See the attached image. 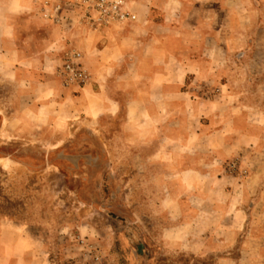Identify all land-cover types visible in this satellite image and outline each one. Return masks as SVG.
I'll use <instances>...</instances> for the list:
<instances>
[{"label": "rangeland", "instance_id": "1", "mask_svg": "<svg viewBox=\"0 0 264 264\" xmlns=\"http://www.w3.org/2000/svg\"><path fill=\"white\" fill-rule=\"evenodd\" d=\"M78 1L12 0L39 32L61 27L54 42L63 45L43 52L52 56L48 76L73 92L92 80L80 36L90 30L114 36L139 21V0H129L136 20L96 30L84 22ZM72 51L81 54L85 84L61 72ZM260 56L229 64L243 92L240 121L251 119L257 129L256 139L229 148L227 159L199 131L207 118L192 105L186 116L176 115L192 129L186 148L172 141L177 128L168 130L166 144L163 132L138 137L119 108L69 123L36 121L30 107L42 99L26 95L10 80L12 66L0 64V264L13 258L26 264L28 255L31 264H264V65L253 61ZM187 88L200 104L220 100L223 90L201 79Z\"/></svg>", "mask_w": 264, "mask_h": 264}, {"label": "crops", "instance_id": "2", "mask_svg": "<svg viewBox=\"0 0 264 264\" xmlns=\"http://www.w3.org/2000/svg\"><path fill=\"white\" fill-rule=\"evenodd\" d=\"M21 7L12 0H0V64L12 66L10 80L24 87L26 95L42 99L30 107L36 121L50 123L58 117L61 123H69L82 115L112 114L119 108L124 125L138 137L150 140L163 132L166 144L171 136L168 130L177 128L179 138L171 137L172 141L186 148L192 129L185 118L177 120L176 115L186 116L192 105L205 114L207 120L200 122L199 131L206 134L219 158L227 159L231 147H243L242 141L256 137L253 130L257 123L240 121V116L246 115L243 92L229 64L259 52L263 56L253 61L264 65V0H209L200 5L192 0H139L135 26L114 36L91 30L80 36L79 43L90 54L87 66L92 80L74 92L48 76L52 56L43 52L63 45L59 39L54 42L61 27L39 32L29 13L19 11ZM32 7L30 1L24 5L26 10ZM32 50L40 52L31 56ZM33 64L35 67L28 69ZM200 79L220 82V100L200 104L188 97L189 83ZM182 158L186 160L187 154ZM197 172L184 173L193 176ZM24 258L31 264L29 255ZM21 261L13 258L11 264Z\"/></svg>", "mask_w": 264, "mask_h": 264}, {"label": "built area", "instance_id": "3", "mask_svg": "<svg viewBox=\"0 0 264 264\" xmlns=\"http://www.w3.org/2000/svg\"><path fill=\"white\" fill-rule=\"evenodd\" d=\"M78 3L84 8V22L96 30L111 21L132 22L137 18L128 9L129 0H79ZM67 56L68 59L61 69L66 79L79 85L87 83L89 75L82 65L81 54L72 51Z\"/></svg>", "mask_w": 264, "mask_h": 264}, {"label": "bare ground", "instance_id": "4", "mask_svg": "<svg viewBox=\"0 0 264 264\" xmlns=\"http://www.w3.org/2000/svg\"><path fill=\"white\" fill-rule=\"evenodd\" d=\"M4 134H7L6 132H4Z\"/></svg>", "mask_w": 264, "mask_h": 264}]
</instances>
